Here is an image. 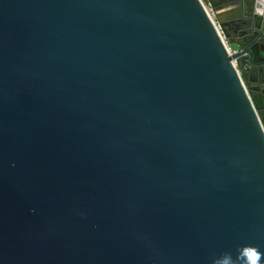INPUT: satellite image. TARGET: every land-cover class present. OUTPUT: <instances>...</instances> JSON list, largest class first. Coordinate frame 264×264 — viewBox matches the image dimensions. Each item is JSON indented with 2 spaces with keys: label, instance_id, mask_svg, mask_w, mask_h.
Returning a JSON list of instances; mask_svg holds the SVG:
<instances>
[{
  "label": "water",
  "instance_id": "obj_1",
  "mask_svg": "<svg viewBox=\"0 0 264 264\" xmlns=\"http://www.w3.org/2000/svg\"><path fill=\"white\" fill-rule=\"evenodd\" d=\"M208 2L231 54L200 0H0V264L264 253V0Z\"/></svg>",
  "mask_w": 264,
  "mask_h": 264
},
{
  "label": "clouds",
  "instance_id": "obj_2",
  "mask_svg": "<svg viewBox=\"0 0 264 264\" xmlns=\"http://www.w3.org/2000/svg\"><path fill=\"white\" fill-rule=\"evenodd\" d=\"M264 258V253H261L258 248L254 246H244L238 250L235 258L231 253H222L219 257L212 259V264H261Z\"/></svg>",
  "mask_w": 264,
  "mask_h": 264
},
{
  "label": "built area",
  "instance_id": "obj_3",
  "mask_svg": "<svg viewBox=\"0 0 264 264\" xmlns=\"http://www.w3.org/2000/svg\"><path fill=\"white\" fill-rule=\"evenodd\" d=\"M200 2H201V4H202L203 6H205V5L202 3V0H200ZM204 8H205V7H204ZM204 10L206 11L208 17L210 18V20H211V22H212V24H213V26H214V28H215V30H216L218 36L220 37L222 43L224 44V46H225L226 49L228 50L229 54H231V53H230L229 46H228V43H227V40L224 38V35H223V33H222L221 29H220L219 24H218L217 21L215 20L214 15H213L212 13H210L209 10H208L207 8H205ZM232 65H233L234 69L236 70L237 74L240 76L239 71L237 70V66H236L235 61H232Z\"/></svg>",
  "mask_w": 264,
  "mask_h": 264
},
{
  "label": "rangeland",
  "instance_id": "obj_4",
  "mask_svg": "<svg viewBox=\"0 0 264 264\" xmlns=\"http://www.w3.org/2000/svg\"><path fill=\"white\" fill-rule=\"evenodd\" d=\"M202 3L205 5V7L209 10L210 13L214 15L215 11H221L224 9V6L216 5V7L212 6L208 0H202ZM215 18V16H214ZM216 20V19H215Z\"/></svg>",
  "mask_w": 264,
  "mask_h": 264
},
{
  "label": "bare ground",
  "instance_id": "obj_5",
  "mask_svg": "<svg viewBox=\"0 0 264 264\" xmlns=\"http://www.w3.org/2000/svg\"><path fill=\"white\" fill-rule=\"evenodd\" d=\"M214 1V3L215 4H218V0H213ZM203 6V5H202ZM205 6H203V8H204ZM206 8V7H205ZM204 8V9H205ZM262 48H264V46L262 47ZM253 102H254V104H256L258 107H262V106H264V100L261 98V97H259V96H257V95H253Z\"/></svg>",
  "mask_w": 264,
  "mask_h": 264
}]
</instances>
